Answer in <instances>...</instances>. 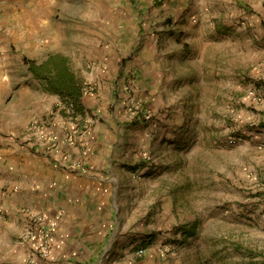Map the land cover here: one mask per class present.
<instances>
[{
  "label": "rangeland",
  "instance_id": "obj_1",
  "mask_svg": "<svg viewBox=\"0 0 264 264\" xmlns=\"http://www.w3.org/2000/svg\"><path fill=\"white\" fill-rule=\"evenodd\" d=\"M56 2V42L49 38L38 52L23 55L35 76V67L48 75L42 87L58 98L34 123L59 139L77 128L78 142L105 129L110 143L127 140L125 151L146 159L149 173L125 176L118 191L127 206L122 198L115 205L121 226L127 225L121 233L137 241L129 254L145 248L137 255L143 264H264V0H210L206 8L221 19L213 17L206 27L225 28L232 47L245 51L239 53L236 87L217 86L200 65L188 62L200 43L176 29L166 45L181 55L180 71L161 74L152 101L136 92L138 77L128 76L137 59L151 58L140 53L147 41L138 37L157 24L145 25L146 17L135 14L163 13V25L175 15L152 11L153 5L147 11L136 0ZM88 42L92 48H83ZM173 55L167 51L166 57ZM64 67L82 90L74 112L62 93L51 90V79L62 78ZM131 97L139 101L136 115ZM19 215L0 212V264H31L36 254L27 238L32 223Z\"/></svg>",
  "mask_w": 264,
  "mask_h": 264
},
{
  "label": "crops",
  "instance_id": "obj_2",
  "mask_svg": "<svg viewBox=\"0 0 264 264\" xmlns=\"http://www.w3.org/2000/svg\"><path fill=\"white\" fill-rule=\"evenodd\" d=\"M56 1L0 0V212L20 214L27 223L31 222V214L37 213L47 223H54L51 255L35 254L31 264H125L127 259L133 264H143L136 252L129 254L137 241L132 242L121 233L127 225L121 226L115 205L122 198L123 206H127V198L119 197L118 191L125 188L126 177L137 172L149 173L146 159L139 153L125 151L131 146L127 140L110 143L105 129L100 130L97 138L76 144L63 142L54 146L39 142L41 130L34 122L58 98L42 87V79L29 69L23 55L38 52V47L49 38L53 39L49 40L51 43L56 42L53 25ZM136 1L137 7L147 11L153 5L152 11L164 9L175 15L163 25L167 17L163 13L135 14L146 17L145 25L146 22L157 24L138 37L147 41L140 53H148L151 58L145 62L143 56L137 59L135 71L132 68L134 74L128 76L138 77L136 92L150 100L154 96L152 88L163 78V72L180 71L181 55L166 45L180 31L192 43H200L198 50H189L191 57L187 61L195 67L200 65L203 76L214 80L217 86L236 87L241 68L239 53L245 51L232 47L234 38L224 33L225 28L206 27L208 22L213 23V17L217 22L221 20L206 9L210 0ZM118 36L123 38L121 32ZM119 46L122 49L123 43ZM84 47L90 49L92 43ZM251 49L248 54L252 53ZM167 51L174 53L170 60ZM140 68L141 74L135 75ZM9 89L15 92L8 95ZM6 184L9 186L4 190ZM16 221L14 218L11 222L15 225Z\"/></svg>",
  "mask_w": 264,
  "mask_h": 264
},
{
  "label": "built area",
  "instance_id": "obj_3",
  "mask_svg": "<svg viewBox=\"0 0 264 264\" xmlns=\"http://www.w3.org/2000/svg\"><path fill=\"white\" fill-rule=\"evenodd\" d=\"M66 104L68 105L69 110H71L72 112L75 111L76 107L74 106V103L67 102ZM129 104H131V110L134 111L133 114H138L140 107L139 101L131 97L129 100ZM38 129L41 130V136L39 137V142L41 144H50L54 146L61 142H66L68 144H76L82 136V133L78 132L77 128H75L72 133H67L66 135H64V137H61L60 139L55 133H53L52 131H48L46 128L44 129V127ZM31 223L32 228L29 229V231L27 232V238L30 240V242H32L33 250L38 255H41L43 257H49L52 253L53 248V235L51 232V227L54 225V223H47L45 221V218L37 213L31 214ZM145 252V248H140L137 253L139 256H143L145 255Z\"/></svg>",
  "mask_w": 264,
  "mask_h": 264
},
{
  "label": "trees",
  "instance_id": "obj_4",
  "mask_svg": "<svg viewBox=\"0 0 264 264\" xmlns=\"http://www.w3.org/2000/svg\"><path fill=\"white\" fill-rule=\"evenodd\" d=\"M59 68H61L59 66ZM65 68V67H64ZM61 69L59 74L62 78H57L55 81L51 79L52 88L51 90L62 93L64 98L68 99V102L74 103L77 108V104L80 102V96L82 93L81 86L78 84L75 75L69 71L68 68ZM35 74L39 78H49L48 75L42 74L40 69L35 67Z\"/></svg>",
  "mask_w": 264,
  "mask_h": 264
}]
</instances>
